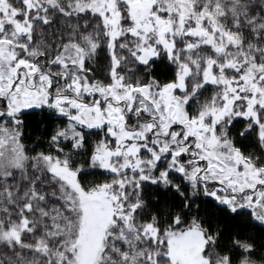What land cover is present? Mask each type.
Segmentation results:
<instances>
[{
	"label": "snow or ice",
	"instance_id": "obj_1",
	"mask_svg": "<svg viewBox=\"0 0 264 264\" xmlns=\"http://www.w3.org/2000/svg\"><path fill=\"white\" fill-rule=\"evenodd\" d=\"M0 264H264V0H0Z\"/></svg>",
	"mask_w": 264,
	"mask_h": 264
}]
</instances>
